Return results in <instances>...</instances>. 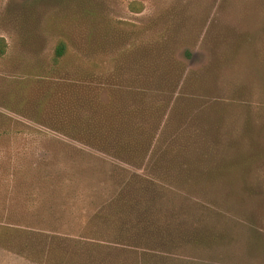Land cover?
I'll return each mask as SVG.
<instances>
[{
	"label": "rangeland",
	"instance_id": "374dc122",
	"mask_svg": "<svg viewBox=\"0 0 264 264\" xmlns=\"http://www.w3.org/2000/svg\"><path fill=\"white\" fill-rule=\"evenodd\" d=\"M0 38V264H264V0H0ZM130 111L139 161L61 134Z\"/></svg>",
	"mask_w": 264,
	"mask_h": 264
},
{
	"label": "trees",
	"instance_id": "16d2710c",
	"mask_svg": "<svg viewBox=\"0 0 264 264\" xmlns=\"http://www.w3.org/2000/svg\"><path fill=\"white\" fill-rule=\"evenodd\" d=\"M130 8L133 11H140L141 8H135L133 6V2L130 4ZM143 6V5H142ZM0 54L4 53V39L0 38ZM66 44L65 42H59L55 48L54 53V61L57 62L59 58H62L66 53ZM171 86L163 87L160 90L166 93H170ZM160 90L158 89L159 93ZM90 101V100H89ZM173 102V101H172ZM163 101H157V103H148L143 104L142 106H146L145 111L139 113L141 119V126L143 122H146V119H152L153 115L157 113L158 115L162 114L165 110L166 114H169L171 111L170 103L167 107L162 105ZM92 112L96 113L94 110ZM130 115H122L121 117H117L116 115L107 119L102 115L92 114L88 117L81 119L78 121L76 114H70L64 116L62 121H65L67 127L71 125L69 128L71 130L63 131L61 134L65 137L75 140L76 142H80L81 145L91 149L94 152L105 154L112 158L118 159L121 162H135L139 161L142 158V152L146 153L148 149H143L142 151V141H146L148 138L152 139V137H148L146 134L142 132L135 133L130 130L121 129V130H108L107 123L118 125L124 123L130 125L133 122V112L130 111ZM173 112V111H172ZM167 117L161 118L162 124L160 125V129L165 125V123L169 120ZM111 125V126H113ZM77 126L79 129H77ZM144 145V143H143Z\"/></svg>",
	"mask_w": 264,
	"mask_h": 264
}]
</instances>
